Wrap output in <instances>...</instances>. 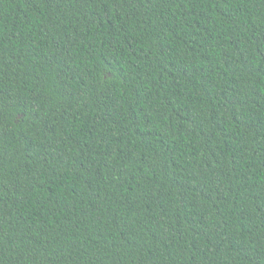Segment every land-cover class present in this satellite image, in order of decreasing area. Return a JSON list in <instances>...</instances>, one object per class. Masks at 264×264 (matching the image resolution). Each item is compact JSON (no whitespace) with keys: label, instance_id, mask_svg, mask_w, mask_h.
Returning <instances> with one entry per match:
<instances>
[{"label":"trees","instance_id":"1","mask_svg":"<svg viewBox=\"0 0 264 264\" xmlns=\"http://www.w3.org/2000/svg\"><path fill=\"white\" fill-rule=\"evenodd\" d=\"M0 264H264V0H0Z\"/></svg>","mask_w":264,"mask_h":264}]
</instances>
